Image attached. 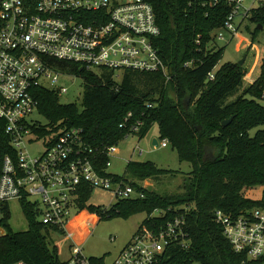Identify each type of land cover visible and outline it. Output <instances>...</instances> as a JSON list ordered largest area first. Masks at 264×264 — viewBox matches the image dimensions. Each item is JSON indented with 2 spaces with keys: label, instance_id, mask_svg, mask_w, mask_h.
Here are the masks:
<instances>
[{
  "label": "trees",
  "instance_id": "1",
  "mask_svg": "<svg viewBox=\"0 0 264 264\" xmlns=\"http://www.w3.org/2000/svg\"><path fill=\"white\" fill-rule=\"evenodd\" d=\"M146 1L152 6L159 29L153 47L167 66L171 80L166 83L157 73L124 71L120 81L115 82L113 71H88L76 64L52 61L55 70L81 80L82 100L78 105H61L55 91L34 88L36 111L46 123L37 122L32 127L39 133L53 126L81 129L98 156L97 173L110 176L105 172L108 159L101 150L118 145L129 135L143 138L157 125L159 139L177 153L180 163L190 166L182 193L163 196L137 186L172 172L151 162H128L125 175L136 181L131 185L143 193V199L118 200L109 209L89 206L90 216L99 221L128 219L156 209H172L165 217L143 220L140 225H149L151 221L161 224L174 214L184 216L188 247H169L158 264H255L232 250L215 223L214 212L236 216L241 211L264 209V130L250 135V131L264 126V106L259 103L264 101V56L260 76L232 98L246 72L232 63L216 69L222 50L213 38L230 6L225 2L209 7L203 1ZM249 20L256 36L258 27L264 29V6L254 9ZM187 63H191L190 67H185ZM149 105L152 107L148 108ZM230 118L231 122L223 127L222 122ZM136 122L142 126L134 133L130 128ZM8 151L9 140L0 121V165ZM116 177L127 181L124 176ZM256 187L261 188L259 200L243 197L245 189ZM91 192L89 186H83L79 209L85 208ZM180 206H188V210ZM25 211L29 229L21 233L11 231L9 213L5 212L0 223L5 231L0 237V264H68L61 262L56 249L49 245L48 233L58 232L57 229L41 225L33 207L27 206ZM88 263L104 264L102 258H90Z\"/></svg>",
  "mask_w": 264,
  "mask_h": 264
},
{
  "label": "built area",
  "instance_id": "2",
  "mask_svg": "<svg viewBox=\"0 0 264 264\" xmlns=\"http://www.w3.org/2000/svg\"><path fill=\"white\" fill-rule=\"evenodd\" d=\"M196 1L209 7L225 2L231 8L214 41H223L225 34L235 35L250 21L252 11L264 6V0H250V6L245 5L247 0L189 3ZM158 35L152 6L146 0H0V121L9 140V151L0 165V223L6 210L10 216V203L15 202L26 219V207L31 206L41 225L65 233L71 212L78 213L84 185L109 192L115 201L143 199V193L123 178L97 173L98 156L81 129L53 126L41 133L34 131L37 122L30 116L37 111L32 90L42 87L59 96L68 93L62 82L76 77L55 70L52 61L88 71L104 68L114 72L115 82L122 72L133 71L157 73L167 83L171 75L153 47ZM141 126L136 122L130 130L137 133ZM38 143L42 152L29 154L27 146ZM158 146L166 148L168 143ZM100 153L109 159L117 153L116 146ZM108 166L107 161L106 173ZM183 208L188 210V206ZM171 211L156 209L145 214L144 220L163 218ZM214 220L235 253L264 264V209L236 216L215 211ZM157 222L139 227L113 264H158L169 247H188L183 215ZM4 234L0 224V237ZM68 264L89 263L76 250Z\"/></svg>",
  "mask_w": 264,
  "mask_h": 264
},
{
  "label": "rangeland",
  "instance_id": "3",
  "mask_svg": "<svg viewBox=\"0 0 264 264\" xmlns=\"http://www.w3.org/2000/svg\"><path fill=\"white\" fill-rule=\"evenodd\" d=\"M250 3V0H247L245 5L250 6ZM253 31L254 25L250 21H246L235 35L225 34L223 41H215L217 48L222 50L216 69L226 63L239 64L243 61L242 67L246 76L242 80L240 89L232 95V98L250 87L261 73L264 56V29L259 30L256 36L253 35ZM62 85L68 89V93L59 96V103L61 105L80 104L83 96L81 80L78 78L66 79ZM259 103L264 106V101H259ZM30 120L42 125L46 123L38 112H34L30 116ZM257 130H264V126L250 131V135L253 136ZM153 140H157L158 144L162 142L158 136L157 125H153L143 138L129 135L121 140L116 145L117 153L108 159L107 173L124 176L129 183H136L125 175L128 162H151L157 168L172 173L137 183V186L163 196L180 195L190 166L187 163H180L177 153L170 146L155 147L152 144ZM27 150L31 155H38L42 152L43 147L38 143L27 146ZM260 189V187L245 189L242 195L246 199L259 200ZM115 202L109 192L94 188L85 208L78 209L77 214L71 212L65 233L49 231L50 248L56 249L61 262L68 263L75 255V251L80 250L83 258L87 260L102 258L104 264H113L119 252L131 241L146 217L145 213H141L128 219L113 218L99 221L92 218L88 212L89 206L109 209ZM179 208L183 209V206ZM8 225L14 233L25 232L29 229V222L20 205L15 202L10 203Z\"/></svg>",
  "mask_w": 264,
  "mask_h": 264
},
{
  "label": "water",
  "instance_id": "4",
  "mask_svg": "<svg viewBox=\"0 0 264 264\" xmlns=\"http://www.w3.org/2000/svg\"><path fill=\"white\" fill-rule=\"evenodd\" d=\"M258 29L260 30L261 27H258ZM239 66H242L243 65V61H241L239 64ZM112 97H116V94H112ZM232 118L228 119V120H225L222 122V126L225 127L226 125H228L230 122H231ZM152 144L155 146V147H158V142L157 140H153ZM203 161H205V159H203ZM3 234V233H2Z\"/></svg>",
  "mask_w": 264,
  "mask_h": 264
},
{
  "label": "crops",
  "instance_id": "5",
  "mask_svg": "<svg viewBox=\"0 0 264 264\" xmlns=\"http://www.w3.org/2000/svg\"><path fill=\"white\" fill-rule=\"evenodd\" d=\"M260 192H261V189H260ZM92 218L96 219L94 216H92Z\"/></svg>",
  "mask_w": 264,
  "mask_h": 264
}]
</instances>
